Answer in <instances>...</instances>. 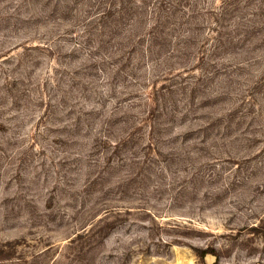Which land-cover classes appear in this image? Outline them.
<instances>
[{"label":"rangeland","instance_id":"obj_1","mask_svg":"<svg viewBox=\"0 0 264 264\" xmlns=\"http://www.w3.org/2000/svg\"><path fill=\"white\" fill-rule=\"evenodd\" d=\"M0 264H264V0H0Z\"/></svg>","mask_w":264,"mask_h":264}]
</instances>
